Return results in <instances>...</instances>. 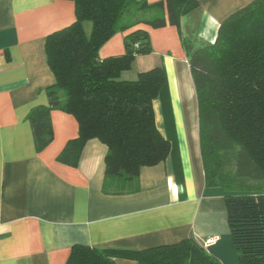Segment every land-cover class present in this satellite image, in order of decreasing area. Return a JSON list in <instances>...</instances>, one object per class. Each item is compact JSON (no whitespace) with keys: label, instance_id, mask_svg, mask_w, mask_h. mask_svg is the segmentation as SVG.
<instances>
[{"label":"crops","instance_id":"0c3cea01","mask_svg":"<svg viewBox=\"0 0 264 264\" xmlns=\"http://www.w3.org/2000/svg\"><path fill=\"white\" fill-rule=\"evenodd\" d=\"M253 1L198 0L199 7L182 18L180 31L171 25L136 28L148 32L151 52L137 56L121 79L135 81L141 73L164 70L166 83L154 111L171 151L165 162L143 167L132 188L105 193L106 145L90 140L79 165L70 167L57 158L79 136L75 117L52 111L54 139L40 153L27 120L34 107L49 105L46 89L56 78L46 40L76 21L74 2L0 0V264H66L76 244L141 251L187 239L222 264H239L226 193L205 184L198 102L181 37L194 50L211 45L220 25ZM136 29L113 36L100 49V59L123 56L125 38ZM208 239L213 241L206 245Z\"/></svg>","mask_w":264,"mask_h":264},{"label":"trees","instance_id":"16d2710c","mask_svg":"<svg viewBox=\"0 0 264 264\" xmlns=\"http://www.w3.org/2000/svg\"><path fill=\"white\" fill-rule=\"evenodd\" d=\"M75 4L76 21L53 32L46 53L56 84L46 89L48 106L34 107L31 124L36 152L54 139L52 111L73 115L79 136L70 140L57 161L76 168L90 140L107 146L105 193H118L116 182L138 181L143 167L165 162L171 145L157 128L154 101L166 83L162 68L124 81L135 58L151 52L146 26L167 25L180 31L184 16L198 0H67ZM148 15V16H147ZM92 24L88 37L84 23ZM126 53L100 59L99 51L117 33ZM189 56L198 102L201 158L207 188L225 193L232 245L239 264H264V0H254L228 17L215 42L194 50L181 37ZM138 45V46H136ZM222 264L203 245L187 239L146 250L72 247L66 264Z\"/></svg>","mask_w":264,"mask_h":264},{"label":"rangeland","instance_id":"374dc122","mask_svg":"<svg viewBox=\"0 0 264 264\" xmlns=\"http://www.w3.org/2000/svg\"><path fill=\"white\" fill-rule=\"evenodd\" d=\"M91 27H92V24L88 23V25L86 27V32L89 33ZM259 185L264 186V182L259 183ZM133 186H134V184H132L130 182H126V181H119V182H116V184H115V188L120 189L121 191L123 189L132 188Z\"/></svg>","mask_w":264,"mask_h":264},{"label":"built area","instance_id":"2783aa9c","mask_svg":"<svg viewBox=\"0 0 264 264\" xmlns=\"http://www.w3.org/2000/svg\"><path fill=\"white\" fill-rule=\"evenodd\" d=\"M136 46H138V45H136ZM212 241H213L212 239H208V240L205 241V244H206V245L211 244Z\"/></svg>","mask_w":264,"mask_h":264},{"label":"bare ground","instance_id":"6f19581e","mask_svg":"<svg viewBox=\"0 0 264 264\" xmlns=\"http://www.w3.org/2000/svg\"><path fill=\"white\" fill-rule=\"evenodd\" d=\"M189 88H190V87H189ZM193 111H194V110H193V108H192V109L190 110L191 114L193 113Z\"/></svg>","mask_w":264,"mask_h":264}]
</instances>
